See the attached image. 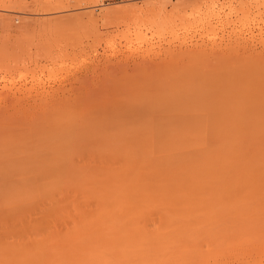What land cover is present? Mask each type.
<instances>
[{
  "label": "bare ground",
  "instance_id": "6f19581e",
  "mask_svg": "<svg viewBox=\"0 0 264 264\" xmlns=\"http://www.w3.org/2000/svg\"><path fill=\"white\" fill-rule=\"evenodd\" d=\"M144 1L122 8L144 17L134 42L97 57L106 66L158 58L157 80L179 91L156 107L83 109L56 103L59 87L34 75L26 89L45 105L0 127V264H264V99H243L264 88V28L245 22L247 0H236L250 5L237 8L243 16L223 22L216 12L215 24L211 8L199 9L217 0ZM253 1L264 17V0ZM187 11L202 13L208 38L179 35ZM171 15L184 19L179 34ZM168 24L172 38L154 41ZM15 82L3 80L0 99L25 91Z\"/></svg>",
  "mask_w": 264,
  "mask_h": 264
},
{
  "label": "rangeland",
  "instance_id": "374dc122",
  "mask_svg": "<svg viewBox=\"0 0 264 264\" xmlns=\"http://www.w3.org/2000/svg\"><path fill=\"white\" fill-rule=\"evenodd\" d=\"M47 1L48 3H50L49 5L46 4ZM58 1H61V3L63 1L64 3H62V5L60 4L59 6L54 4L55 2L53 3V1L51 0H0V78H3L0 79V84L2 85L3 80L7 79V81L10 80L13 82L16 80L17 85H26H24L25 88L23 87V90L25 91H21L19 94L14 93V95L10 94L9 96L7 95L6 97H1L0 127L9 129L12 122L17 124L23 118V115H21L23 111H26L28 113L29 111H33L34 109H38L45 105L37 100V96L34 95L35 91H28L29 87H31L32 85V79L35 76H40L41 79H45L46 82H48V80L52 82L55 81V83L53 82V84L52 82H50L51 84H48L50 87L52 86L54 90H58L57 86L59 87V90L61 86L64 87L61 89L63 92H59V90L58 92L56 91V94L58 93L56 95L57 97L55 96V94H53V97L57 98H55L56 101H58L56 103H59V105L63 104V106L64 104L66 106H68V104L69 106H71L78 103L77 106H80L83 109H123L125 107L149 108L156 107L157 104L161 105L160 103L163 101L169 102V100L174 98L173 95H176L179 89L177 86L170 87V84L168 82L162 83L159 81L163 79H160L159 76L162 74L161 71L165 67V65H159L160 63H158V58L152 59L155 62H151L152 60L148 62L142 61L141 59H136L133 61L130 60V64H127L128 66L124 65L126 64L125 61H121L119 64L114 63V66L108 64L110 66H113L112 68L110 66H106V64L103 65L104 60L100 61L102 59L101 55L107 51V48L109 49V45L114 46L115 48H122V44L124 45L129 44L130 42H134V26L136 25L135 27H137L136 29L138 30V23H140V19H143L144 17L142 15V17L140 16V19L138 17L137 20V17L135 15H127L124 10H122V8H126V6L128 8L130 5L132 6L134 4L138 6L145 4L144 0H94L95 2H92V0H57V4ZM164 1H170V4L171 2H176L175 0ZM230 1L232 3V6L230 5V2L228 0H217L214 2L216 5H214V3L209 5L207 4L208 8L206 7L207 5H204L205 7L202 6L199 11L204 14V12L207 11L206 9L211 8L210 11L208 10L209 13H205H208L207 16L209 15L211 17V21L213 24H215L213 20L217 21V16H221L219 19H221L220 21L223 22L224 20H226V17H229V20H231L232 17L233 21H235V16V18L238 19V17H240L238 15H242V11L250 9V3L253 5L250 10L253 11L252 13L251 11H248V13L250 12L248 14L249 17H247L248 20H246L245 18V22L247 21L248 23H250L248 24V26L250 25V28H253V26H255L253 29H256V27L264 28V17L261 16V18L259 16V10H255V3L253 0H247L248 2L251 1L249 3L247 1H244V3L246 2V5L248 7L243 3L242 7L240 1H238V4H236V0ZM147 2L148 0H146V3ZM226 4V7H222ZM105 5L108 8L109 6L111 8L112 6H114V9L112 8V10L107 11L109 13H106L105 10L107 7ZM117 5H119V8ZM210 5L214 6V8ZM103 6L105 8L102 9ZM229 7L235 8V10H232L231 8L229 9ZM237 8H242V10L239 9L241 12L238 11L239 13H237ZM168 9H170V7H168L167 10ZM261 9L264 11L263 8ZM212 10L214 11L212 12ZM188 11L186 14L183 12L182 13L186 16L190 12ZM199 11L195 12L196 14L193 13L192 15H194L196 19L198 17V19H204L205 17H202V13ZM229 11L231 12V17L229 15ZM90 13L95 16L93 20L94 22H89L87 21L88 19H86L85 15H89ZM210 13H212L213 15ZM254 13L258 15H255ZM253 14L255 15V18L250 17L251 15L253 16ZM82 15V20H76V18H74H78V16ZM196 15H198V17ZM130 16H132L130 18L131 21L129 19ZM190 16H186L189 19L185 20L178 18L179 20L177 19V21L176 18L174 19V16H172L173 20L177 22V25H175V23H172V25L174 24L172 27L171 25H169L171 24L169 20L167 22L169 24L165 26L166 30H164L167 31V33L159 30L160 33L157 34L163 35L165 37H158L155 34V39H160H154V41H159L160 44H165L168 37L169 40L172 38V31L170 32V30H173V28H175L174 30L176 31L174 33L179 34V30H183L181 26H184V23L186 30L189 29V32L194 31L197 26L198 31H194L195 33H187L184 28L183 31L180 30L181 32L179 35L185 33L189 36H192L190 38L193 39H198L201 37V35L206 36V26L203 24L201 25V19H197L199 23H197V20L195 19L194 21L196 22L197 26H193L195 22L192 19H194L195 17ZM209 16L208 18H210ZM213 16L216 17L213 18ZM70 18L76 21L67 20ZM57 19H62V21H60L61 25H56V23H54ZM2 20H10L11 26H7L6 23H4L5 21L3 22ZM180 20H184V23L182 22L181 25L179 24L181 22ZM190 20L192 24L189 22ZM64 21L65 23H68L63 24ZM133 21L134 24L132 23ZM187 21L190 24L187 23ZM171 22L173 21L171 20ZM178 25H180V29L177 28ZM224 25L226 26H224L225 30H229V28L231 27V25ZM144 27L148 28V26ZM192 27L194 28V30ZM169 28L171 29L169 30ZM200 28L203 29L201 30ZM200 32H202L203 34ZM146 34L149 35L148 32ZM198 34L200 35L198 36ZM129 35L132 38H130ZM206 37L208 38V36ZM128 38L132 40H129ZM99 55L101 59L100 57H97ZM52 58H54L56 62L54 60H50ZM94 59H96L95 62ZM97 59L99 60V63L101 62L100 64L98 63ZM51 61L54 64L50 63ZM48 62L53 66H50ZM132 62L135 63L136 66L132 64ZM97 63L98 66H96ZM127 63H129V61ZM148 63H154V66L155 64L157 65L155 66V68L152 66L151 69H144ZM234 63L235 62H232L231 64ZM103 66H105V68ZM47 70H51V73L47 74ZM104 70L105 72H102ZM130 72H132L133 74L135 72L136 74L128 77L129 79L127 81L126 74L127 76H130ZM49 78L53 79L51 80ZM74 78L75 81H73ZM157 78L159 80H157ZM262 80L264 81V78H258V81ZM257 83L258 82H256V84ZM26 87L28 89H26ZM244 89H250L251 91V88L249 87H244ZM254 91L253 94L255 95V98L243 94L244 103H246L244 104L245 107L256 104L260 102V100L264 99L263 87H259L257 90L254 89ZM51 98L52 97L50 96L49 99ZM51 101L53 102L52 99ZM28 121H30L28 120V118H23L21 124H25ZM105 121L106 119H103L104 125ZM36 136L37 138L35 140L41 139V136L38 134H32L31 138L34 139ZM260 204L264 205V196H262V198L260 199Z\"/></svg>",
  "mask_w": 264,
  "mask_h": 264
}]
</instances>
